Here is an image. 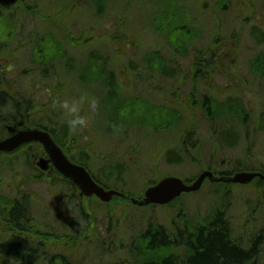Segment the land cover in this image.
<instances>
[{
    "label": "rangeland",
    "instance_id": "rangeland-1",
    "mask_svg": "<svg viewBox=\"0 0 264 264\" xmlns=\"http://www.w3.org/2000/svg\"><path fill=\"white\" fill-rule=\"evenodd\" d=\"M122 3L109 4L97 16L92 0H22L21 7L3 14L0 36L9 39L0 38V91L29 102L28 125L58 134L66 127L73 143L67 154L85 158L99 179L109 166L126 168L123 181L108 186L133 197L151 180L172 175L194 180L209 165L219 173L239 163L245 170L264 168V77L251 68L264 53V0H133L127 10ZM157 12L163 13L161 30L186 27L180 29L189 38L184 58L174 57L172 39L156 33ZM37 47L42 52L35 61ZM204 51L205 58L198 55ZM154 52L175 70L173 78L147 70L146 56ZM91 54L100 61L88 69ZM104 59V70L114 72L118 84L116 99L106 107V76L97 74ZM116 104L123 107L118 114ZM155 105H170L182 122L173 127L168 116L149 121L157 116ZM6 113L1 116L11 115ZM211 114L213 120L207 118ZM81 118L83 124H73ZM185 129L191 137L181 141ZM221 131L234 137L225 139ZM186 141L184 159L179 151ZM169 151L179 164L169 163ZM22 159V154L0 159V180L23 174ZM66 189L43 180L29 189L38 200L34 212L41 232L49 234L47 253L77 264H140L139 237L149 225L176 235V229L223 212L243 247L262 235L258 264H264V187L206 182L167 206L117 200L101 205L90 199L84 206L96 207L91 210L69 202ZM67 216L73 221L64 223ZM175 253L184 258L183 250Z\"/></svg>",
    "mask_w": 264,
    "mask_h": 264
},
{
    "label": "trees",
    "instance_id": "trees-1",
    "mask_svg": "<svg viewBox=\"0 0 264 264\" xmlns=\"http://www.w3.org/2000/svg\"><path fill=\"white\" fill-rule=\"evenodd\" d=\"M94 4V8L96 11L97 16H101L104 14L106 7L114 2L120 0H92ZM133 0H123L122 6L125 10L127 7L132 3ZM163 13L157 12L155 14L154 20L158 23L157 28H155L156 33L165 34V37L172 39L174 42L171 44V48L173 49L174 57L177 59L184 58L186 56V50H188V33L183 32L186 28L185 26L175 28L174 31L170 30H161L160 25L163 24ZM1 21V20H0ZM183 31H181V30ZM177 32V33H175ZM190 33V31H189ZM184 35V36H183ZM58 46V45H56ZM210 51V50H209ZM42 51H35V61L37 59H41ZM206 51L201 52L198 54L203 58L206 57ZM212 53V52H211ZM61 57H64V54L60 53ZM213 54V53H212ZM91 62L88 64V69H92V64L98 60L99 57L96 54H91ZM103 60V58H102ZM147 70L151 73H157L161 76H165L173 78L176 74L175 70H171L167 67L164 63L163 57L159 53H150L146 56L145 59ZM209 61H205L204 65H207ZM108 64L106 59H104V63H102L101 69H97V74L105 75L106 77L105 82L103 84L107 89V98L108 101L105 103L106 105L113 103V100L116 99V92L118 88V84L116 81V75L114 72H107L104 70V67ZM198 66L197 61L191 67L194 70ZM252 71L264 77V53L255 57V59L251 62ZM192 99L189 97V102ZM120 99H118L117 104L120 103ZM115 105L114 113H119V111L123 110V107H119ZM210 104V103H209ZM156 106V117L149 120H161L164 116H168V121L172 123L173 127H177L180 122H182L181 113L178 112L176 109L170 107V105H155ZM216 106V105H213ZM206 109V107H204ZM6 109L9 111L6 114H11L9 116H1L2 111ZM211 109V107H210ZM31 107L29 102L20 101L18 99L10 98L6 93H0V126L5 122H17L19 127H23L29 124L27 114H29ZM212 117L209 115V120H213ZM171 119V120H170ZM173 121V122H172ZM32 127H39L42 128L50 134L53 135L56 142L65 150V152L70 151L72 149V141L69 139V132L63 126H60L61 132L58 134L54 131V128H48L45 126L35 125L33 123L30 124ZM56 126V125H55ZM191 126L187 127L190 128ZM185 129V131L187 130ZM219 133V131H218ZM223 133V137L225 139L233 138L234 135L230 134L229 132L221 131L220 135ZM188 131L185 132V137L182 138L181 141H185L186 135ZM190 133L188 134V138H190ZM187 141L184 143L183 147H181L179 153H181L184 159L189 158V147H186ZM222 143V142H221ZM84 152L80 151L79 154H83ZM174 153V152H173ZM176 153V152H175ZM177 154V153H176ZM166 157L170 161L171 164H179L177 162L178 159L176 155H173L170 151L166 152ZM71 159L74 160L77 164L84 166L93 176V179L105 189H111L113 187L108 186L109 181L113 180L115 182H122L125 174L126 168H121L119 166V172L113 175L111 171L114 169L112 166L105 168L103 171V179L97 178L88 168V163L85 158H75L72 153L70 155ZM87 158V157H86ZM195 161V160H194ZM197 164L198 162H193ZM199 165V164H198ZM235 170L227 171L223 173H219L216 170L212 169V166L209 165L206 167L207 170L212 171L215 176H230L233 172L236 171H243L244 168L241 167V164L234 166ZM264 167V166H263ZM121 168V169H120ZM247 171H258L264 174V168L262 169H246ZM184 179V178H183ZM187 183L191 182L192 179H184ZM157 180H151L147 183V187L156 184ZM252 184L256 185V188L260 189L264 187V182L259 179H256ZM127 194V193H125ZM143 194V192H142ZM142 194L136 195V198L140 199ZM121 203H130L128 201L122 199H115ZM180 199H177L172 204L178 202ZM171 205V204H170ZM18 214L20 212H17ZM225 215L223 212H213L211 215L199 220L198 223H193L189 225H185L184 229H176V235H172L167 233L166 230L158 225H149L144 233L140 235V252L138 254V259L141 260L140 264H258L261 258V248L262 243L260 242L262 239V235L259 234L252 237L250 239L248 247H243L241 244L238 243L237 240L234 239L233 230L231 225H228L229 222L224 217ZM262 233V232H261ZM183 250L184 258H178L179 255H176L175 252L178 250ZM5 252L9 255L16 256L17 251L19 250L18 245L15 243H10L5 245L4 247ZM178 259H177V258Z\"/></svg>",
    "mask_w": 264,
    "mask_h": 264
},
{
    "label": "flooded vegetation",
    "instance_id": "flooded-vegetation-1",
    "mask_svg": "<svg viewBox=\"0 0 264 264\" xmlns=\"http://www.w3.org/2000/svg\"><path fill=\"white\" fill-rule=\"evenodd\" d=\"M2 39L7 40L9 38ZM0 93H3V90ZM7 124H11L12 126H8ZM28 126L19 127L17 122H5L0 126V140L7 139L20 129ZM59 147L61 148L60 145ZM16 153L12 156H0V159L14 158L22 154L23 159L19 166L23 169L20 170L24 172L21 175L11 174L10 178L0 180V263L40 264L43 262L45 264H77L74 262L75 259H70L68 256L59 253L50 254L44 250L45 246H47L46 241L49 234L41 232L40 223L37 221L34 212L35 203L38 200L29 189L34 184L43 180L49 184L51 183L52 187L55 186V183L66 187V195L64 197L69 202L77 200V203L82 204L84 209H86L84 204L89 202L90 199L100 204L99 201L94 197L89 199L81 197L71 182L56 175L55 168L51 162L47 164L41 163V160L47 161L49 157L40 144L35 143L23 146ZM9 179L10 182L14 183L10 184L8 182ZM88 209H96V207L87 206L86 210ZM17 212L20 213L18 214ZM62 221L64 223L66 221L72 222L73 217H64ZM10 243L18 245L19 250L16 256L9 255L4 250L5 245ZM82 246L85 247V244H82ZM109 264H123V262L111 260Z\"/></svg>",
    "mask_w": 264,
    "mask_h": 264
},
{
    "label": "water",
    "instance_id": "water-1",
    "mask_svg": "<svg viewBox=\"0 0 264 264\" xmlns=\"http://www.w3.org/2000/svg\"><path fill=\"white\" fill-rule=\"evenodd\" d=\"M18 1L0 0V7L9 9L16 5ZM35 143L40 144L49 157L47 161L41 160V163L47 164L51 162L55 168L56 175L75 185L81 197L94 196L103 203H108L114 197H118L126 199L132 205L138 207L149 205L165 206L182 194L199 191L206 180L212 183L238 185H248L256 178L264 182V175L258 172H237L232 176L216 177L210 171H202L190 184L185 183L176 176L163 177L155 185L148 187L144 191L142 198L138 199L115 190H106L99 186L83 166L71 162L50 135L40 129L20 130L11 137L0 140V156L14 154L23 146Z\"/></svg>",
    "mask_w": 264,
    "mask_h": 264
},
{
    "label": "clouds",
    "instance_id": "clouds-1",
    "mask_svg": "<svg viewBox=\"0 0 264 264\" xmlns=\"http://www.w3.org/2000/svg\"><path fill=\"white\" fill-rule=\"evenodd\" d=\"M64 107H65V108H67V107H68V105H67V104H65V105H64ZM75 123H80V124H83V123H84V120L81 118V119H78V121H74V122H73V124H75Z\"/></svg>",
    "mask_w": 264,
    "mask_h": 264
}]
</instances>
